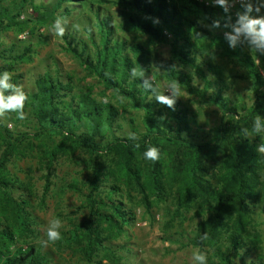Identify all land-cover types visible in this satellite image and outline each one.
<instances>
[{
  "label": "trees",
  "instance_id": "obj_1",
  "mask_svg": "<svg viewBox=\"0 0 264 264\" xmlns=\"http://www.w3.org/2000/svg\"><path fill=\"white\" fill-rule=\"evenodd\" d=\"M3 1L13 2L16 13L8 8L0 11V36L13 28L24 30L27 24L18 19L28 6L35 8L40 24H47L57 15L68 18L75 11L88 9L84 33L80 38L75 32L65 34L62 38L64 50L98 77L107 89L143 110L144 129L131 121V133L138 139L123 136L119 110L114 105L76 91L71 79L63 81L59 72L53 75L47 70L40 76L36 91L27 94L24 107L34 123L32 133L15 135L3 121L0 122V264H56L53 257L33 241L39 235L38 218L32 200L26 195L28 184L14 178L9 171L14 158L28 156L33 151L32 135L39 141L51 137L59 139L46 153L48 170L70 144L88 154L93 164L90 192L86 197L89 218L75 230L82 241L79 236L77 241L73 240L83 245V254L88 259L98 256L99 250L115 256L112 242L134 221L129 206L115 197L123 196L122 187L138 190L141 202L150 208L149 194L161 198L165 182L172 181L179 184L181 203L194 195L207 216L190 244L203 249L222 242L214 251L215 264H264V258L254 251L257 237L249 232V226L256 223L255 216L264 215V162L255 150L261 138L251 131L258 115L264 120V55L251 53L239 41L230 47L224 35L215 33L231 31L224 26L227 17L231 16L234 21L236 12L244 10L242 4L224 13L220 7L197 0H180L181 3L173 0H98L100 3L113 2L121 8L122 23L115 26L112 18L94 1L55 0L51 10L44 13L35 6L34 0H0V4ZM251 15L258 16V13L253 11ZM157 19L159 23L154 22ZM118 31L168 44L173 58L195 70L204 80L205 87L197 90L191 78L176 71L173 63H161L170 79L179 81L189 92L198 94L220 110L221 122L209 131V140L198 143L184 135L185 131H190L189 120L176 105L174 110L166 107L167 113L162 108L157 109V102L151 99L153 92L141 86L144 80L131 76V69L140 66L145 72L144 79L155 88L147 78L150 53L144 50L142 43L119 37ZM193 33L245 67L253 97L250 106L233 103L231 87L214 64L206 60L194 42ZM32 53L31 47L23 52L12 47L9 52L0 51V63L24 62L32 59ZM13 70L12 65L0 66V74ZM16 79L12 77L11 83L17 85ZM215 87L216 91L211 93ZM7 114L15 126L26 121L17 119L16 113ZM244 128L249 130L248 134L243 133ZM149 147L159 149V158L155 162L147 160L142 170L138 167L139 157ZM105 158L113 162L115 169L107 168ZM110 178L114 180L113 186L106 185ZM45 181L44 197L50 190L49 175ZM21 190L23 193L17 195ZM205 233L208 238L202 241ZM234 256L240 259L239 263L233 260Z\"/></svg>",
  "mask_w": 264,
  "mask_h": 264
},
{
  "label": "rangeland",
  "instance_id": "obj_2",
  "mask_svg": "<svg viewBox=\"0 0 264 264\" xmlns=\"http://www.w3.org/2000/svg\"><path fill=\"white\" fill-rule=\"evenodd\" d=\"M20 0H14V2ZM86 1V0H85ZM99 5L104 14L107 13L112 18L113 25L122 23V10L120 7L109 3H100ZM181 3L180 0H173ZM208 6L219 7L215 5L214 0H197ZM35 6L44 13L51 10L55 0H34ZM231 2V0H230ZM239 0L231 7L236 10L240 5ZM95 6V7H97ZM8 8L15 12L16 5L13 2L3 1L0 4V11ZM14 10V11H13ZM264 15V9L258 15ZM88 9L75 11L71 17H68L66 34L75 32L81 37L83 29L87 25ZM38 14L35 8L28 6L19 17V22H25L24 30L13 28L2 33L0 36V51L9 52L12 47L15 50L23 52L27 47H31L32 59L24 62H13L12 60L2 61L0 66L12 65L14 70L9 72L13 78H17L20 86L26 94L36 91L37 79L44 75L47 70L59 72L63 81L71 79L76 91H82L91 94L94 98L103 103H111L120 114V124L123 126V136H129L131 133V121H135L140 129H144V111L133 106L127 99L117 96L112 90L105 87L104 83L85 69V67L71 54L64 50V40L55 37L50 32V26L55 19L47 24H40L37 21ZM1 21V17H0ZM73 25H80L77 30ZM214 32V30H212ZM229 31H215L218 35H224ZM33 33V34H32ZM119 37H123L130 42L137 41L142 43L144 50L150 53L149 70L147 78L155 85L157 92L165 95H171L166 85L170 79L167 69L161 63H173L176 71L186 74L191 78L192 86L197 90L205 87L204 80L198 73L188 66L183 65L171 55V48L168 44L156 43L150 41L147 37L134 35L118 31ZM171 37L170 35H168ZM194 42L204 53L206 60L212 64L221 73L222 78L231 87L230 95L234 104L250 106L252 104V93L250 82L247 79L245 67L237 60L222 55L221 51L212 46L198 34H192ZM226 37V36H225ZM47 39L45 42L44 39ZM248 48V44L242 40ZM8 54V53H7ZM260 65V61H257ZM263 75L264 72L262 71ZM182 89L181 96L176 100V106L180 111L186 114L189 120L190 131H185L184 135L189 136L191 140L201 143L209 140V131L217 127L222 118L220 110L204 101L198 94L189 92L184 85L180 83ZM216 91V87L211 89V93ZM151 99L155 100V94H151ZM158 104V110L164 109L168 112L166 106ZM166 108V109H165ZM26 121L24 124L15 126L9 121L8 114L3 120L7 129L15 135L21 132L32 133L33 121L30 113L26 112ZM264 121V120H262ZM1 130V129H0ZM57 137H51L44 140L30 141L33 143V151L25 157H16L9 166V171L14 178H19L28 184L26 195L32 200L34 213L38 218V238L34 243L41 245L40 241L45 238V229L48 223L55 218L63 222L60 229L62 239L55 244L43 247V251L49 253L56 264H192V253L200 249L207 253L208 264H215L214 251L221 247L222 242L205 248L190 244V240L197 232V228L207 216L199 207V199L191 195L182 204L179 194V184L165 182L161 198L150 193V208H147L141 202V195L135 188L127 189L122 187V197L115 196L132 210L134 221L125 227V232L112 242L115 256L105 250H99L98 256L88 259L82 251L83 245L76 244L73 240L82 237L75 233V230L88 220L89 210L86 208V197L90 190V179L92 178V163L88 154L82 150L75 149L71 144L58 156L51 170L47 167L46 153H48L58 142ZM1 144V140H0ZM105 164L109 170L115 169L113 162L105 158ZM147 160L143 154L139 157L138 167L142 170ZM50 176V190L44 197L45 178ZM172 183V184H171ZM106 185L113 186L114 180L109 179ZM23 193V190L17 192V195ZM133 197L132 199H130ZM44 198V202H43ZM42 201V202H41ZM236 211V209H235ZM236 215V214H235ZM256 223L249 226V232L257 237L254 241L256 251L264 258V215L255 216ZM257 230V231H256ZM79 236V238H78ZM250 245V244H249ZM254 245V244H253ZM236 263L239 258L233 257Z\"/></svg>",
  "mask_w": 264,
  "mask_h": 264
},
{
  "label": "clouds",
  "instance_id": "obj_3",
  "mask_svg": "<svg viewBox=\"0 0 264 264\" xmlns=\"http://www.w3.org/2000/svg\"><path fill=\"white\" fill-rule=\"evenodd\" d=\"M214 3L224 13H229L230 8L237 3V0H231V2L230 0H214ZM239 3L242 4L244 10L236 12V19L234 21L231 16H228L224 25L226 28L231 29V31L225 33L229 46L234 47L238 40H242L248 44V49L251 53L264 55V15H251L253 11L260 13L264 9V0H239ZM154 22L159 23V20L157 19ZM68 24L69 20L66 16L57 15L49 30L53 36L63 38ZM216 26L219 27V21L216 22ZM73 27L77 30L80 29V25H73ZM131 76L144 80L141 86L145 91L151 90L155 94L156 102L173 110L175 109L176 100L180 98L182 92L179 81H169L166 87L171 95H165L157 92L156 88L144 79L145 72L142 67H133L131 69ZM11 79L12 75L7 71L0 74V122L6 118L7 113H16V118L19 120L27 118L24 107L28 96L20 86L11 83ZM5 93L8 94L6 95ZM242 131L245 134L249 132L247 128L242 129ZM251 131L254 134H258L261 138V142L255 150L258 157L264 162V121L261 120V116L258 115L254 119ZM128 138L131 140L138 139L135 133H129ZM143 157L146 160L155 162L159 158V149L149 147L143 153ZM62 227L63 222L59 218L52 219L45 229V238L40 241L41 246L47 247L60 241L63 238L60 231ZM207 238L206 233L201 236L202 241ZM191 259L192 264H208L207 253L200 249L192 253Z\"/></svg>",
  "mask_w": 264,
  "mask_h": 264
}]
</instances>
